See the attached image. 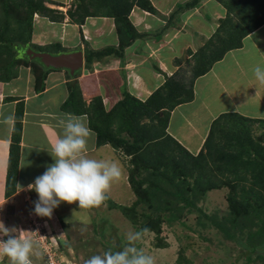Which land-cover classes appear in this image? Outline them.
<instances>
[{"label":"trees","instance_id":"trees-1","mask_svg":"<svg viewBox=\"0 0 264 264\" xmlns=\"http://www.w3.org/2000/svg\"><path fill=\"white\" fill-rule=\"evenodd\" d=\"M75 1V8L66 11L73 23L80 25L89 16L110 17L118 38L116 47L97 51L85 48L87 68L94 58L101 59L110 54L121 58L124 49L141 36L129 19L134 5L149 12L156 11L150 0ZM200 1L190 0L178 5L175 14L182 9L196 7ZM215 1L221 5L223 16L217 19L218 25L212 36L191 55L194 62L188 84L175 78V73L164 74V82L146 99L140 100L125 92L122 99L106 110L100 96L92 98L88 104L84 101L76 75L67 82L68 96L62 104L63 109L75 116H86L87 126L95 133L97 146L110 144L129 156L127 180L136 199L129 207L112 202L109 206L119 208L133 224L140 223V228L152 230L156 235L161 232V220L150 218L147 214L139 215L135 210L137 205H152L153 197L160 204L159 196L164 194L174 201L173 205L166 203L164 207L170 211L169 219L173 220L184 211L194 209L201 212L198 201L204 193L228 184L231 188L227 196L229 216L225 220L231 224H257L256 232L264 237V131L256 137L251 132L254 122L264 128V118H252L237 112L219 114L212 120L196 154L188 151L166 131L171 110L193 98L194 79L208 72L227 51L242 47L243 38L264 24V0ZM44 2L0 0V57L6 60L3 65L6 72L0 80L8 81L14 76L17 65L26 63L27 57L22 56L26 47L47 51L44 47L31 44L33 15L38 13L50 21L60 22L64 13L46 6ZM51 46L55 53L64 50L59 42ZM40 65L42 68L38 67L36 74V92L43 91L47 73L53 69L42 63ZM13 100L16 104L6 166L5 197L16 191L24 112L23 100ZM143 119L148 121L143 122ZM159 178H166L173 189H167ZM216 226L228 233L221 224L216 223Z\"/></svg>","mask_w":264,"mask_h":264},{"label":"crops","instance_id":"crops-1","mask_svg":"<svg viewBox=\"0 0 264 264\" xmlns=\"http://www.w3.org/2000/svg\"><path fill=\"white\" fill-rule=\"evenodd\" d=\"M187 1L190 0H150L156 10L152 13L134 5L129 13V19L141 36L124 49L121 58L113 54L106 55L101 59L94 58L90 67L87 68L84 60L85 47H82V40L87 42L88 46L86 47L91 51L118 45L112 18L89 16L83 24L71 23L65 12L69 8H75L77 4L75 0H45L44 4L46 6L56 10L61 9L60 11L65 13L67 19L63 24V22L50 21L47 17L35 13L33 15L34 30L31 36V44L38 47L45 45L48 41L44 36V33H46L43 29L45 25L51 23L61 24L60 31H57L53 26L46 27L49 31H53L51 32L50 44L59 41H61L59 42L61 45L63 43H73V45H70L72 47L80 44L78 49H82L83 65L79 70L80 74L75 79L80 87L82 97L88 104L92 98L100 96L105 109L109 110L118 100L123 98L125 92L140 100L146 99L164 82V74L170 75L175 72L173 66L166 67L158 60L157 55L161 53L158 50L161 48L153 50L151 48H156L159 41H162L170 33L168 31L178 30L177 26L182 25L180 21L186 14L194 15L197 20L194 25H191L192 22L187 24L192 27V31L188 30L183 35L186 43L185 46L178 47L179 52L190 53V51H196V49L192 50L189 47V42L192 41L195 44H199L197 42L205 43L215 32L218 25L216 19L223 16L221 5L219 6L221 11H218L216 6H209L212 0H201L196 7L182 9L176 15L177 6L183 5ZM58 4H62V6ZM207 9L209 10L208 13L210 12V15H207L208 17L206 13H201ZM217 11L219 13H216ZM157 19L158 22H156ZM199 20L209 24L200 25ZM38 21L39 23H37ZM150 24L153 25L152 29ZM146 33L152 34V39H148L152 44L151 47L146 44L147 42L145 43ZM255 35L260 36V38L254 41L253 46L260 48L262 44L264 45V24L243 38L242 47L227 51L220 60L213 63L208 72L194 79L192 85L193 98L190 101L176 105L171 110L166 131L191 153L196 154L200 150L212 120L219 114L225 112L238 113L242 108L253 106L255 98L259 100V105L264 108V85H260L256 81L252 71L254 66L252 61L249 59H235L231 66H227L222 70H215V65L221 63L226 55L234 50H243L244 41ZM71 50L64 49L62 52H70ZM178 51L176 54H178ZM163 52H165V56H162V58H171L173 55L170 54L173 51L168 48ZM147 58L153 59L150 61L151 64L147 61ZM261 58V62H264V57ZM242 64L250 65V68H241ZM120 71L123 72V78L118 75ZM109 72H113V76L105 74ZM74 75H77V72L71 74L65 68L49 70L44 81L45 87L41 92L35 91V79L31 72L17 75L15 79L9 81L0 80V211L5 212L7 215H17L19 204L23 203L21 202L23 198L20 197L22 191H29L33 195L34 201L38 199V194L35 190H30L28 185L34 183L35 178L42 175L46 168L54 163L51 161L53 158L44 148L50 149L51 144L62 134L58 121L65 118V114H71L70 111L63 109L62 104L68 96L67 82L72 80ZM122 87H125V89L120 91ZM254 95L255 97H253ZM15 98L24 102L20 157L16 191L11 196L5 197V175L16 104L13 99ZM245 110L247 111V109ZM242 115L248 116L246 114ZM81 116L85 118L87 125L86 116ZM250 116L259 118L251 114ZM8 117H11V120L6 122ZM103 145H107L106 149L109 151V155L102 152L103 149H100L102 145H96L95 133L92 131L85 155L88 156L89 153H93V158L98 160H102L103 156L113 158L110 156V149H112L111 152H114L115 149L108 146V144ZM39 152H41V158H39ZM22 173L27 174L26 178H23ZM28 208L27 215L33 212L34 203L30 204Z\"/></svg>","mask_w":264,"mask_h":264},{"label":"rangeland","instance_id":"rangeland-1","mask_svg":"<svg viewBox=\"0 0 264 264\" xmlns=\"http://www.w3.org/2000/svg\"><path fill=\"white\" fill-rule=\"evenodd\" d=\"M210 5L216 6V10L221 11V8H219L220 5L217 4L215 0H212L209 6ZM60 10L61 9L58 11ZM199 11L201 12V10ZM208 11L207 9L201 13H206V16H209L210 12L208 13ZM218 11L216 13H219ZM65 13L64 18L60 21L63 22V24L67 19ZM35 18L37 17L35 16ZM68 20L73 23L69 17ZM196 20L194 15L191 16V14H186L182 21H180L182 25L177 26L178 30L168 31L170 33L164 37L162 41H159L157 44L158 46H156V48H151L152 50L161 48L158 50V52H161L157 55L159 58L158 60L166 67L173 66L176 75L175 78L182 80L185 84H188L191 78V66L194 62L191 55L195 51H191L190 53H185L184 51L179 52L178 47L185 46L186 39L183 35L187 33L188 30L190 32L192 31V27L187 24L192 22L191 25H194ZM156 22H158V19ZM37 23H39V21ZM199 24L207 25L209 23H203L199 20ZM48 26H53L57 31H60L61 24L51 23L45 25L43 28L44 32H46L44 33L45 39H48V41L45 45L40 47H44V49L50 51V53H55L53 51L54 47L51 46L52 44L50 45V39H52L51 32L53 31L46 29ZM150 26H152V29L153 25L150 24ZM151 36L152 34L146 33L144 37L145 43L147 42L146 44H149L150 47L152 44L148 39H152ZM259 38L260 36L257 35L252 38H247L244 41L243 50H234L232 53L226 55L221 63L215 65V70L218 71L225 69L227 66H231L235 59H249L254 66L258 64L264 66V62H261V57H264V45L262 44L260 48L258 46H253L254 41L259 40ZM197 43L199 44L190 41L189 47H191L192 50H197L204 44V42ZM70 45H73V43L62 44L65 50L72 49L74 51L78 50L80 47V44L73 47ZM86 46H88L87 42L82 40V47L87 48ZM167 48L173 51V53H170L173 55L171 58H162V56H165V52L163 51ZM177 51L178 54H176ZM22 56H26L28 60L26 63L17 65L14 76L9 80L15 79L17 75L31 72V75L35 79L34 82H36V74L39 71L37 69L38 67L42 68L40 65L41 63H38L40 61L38 59H30L25 53ZM147 59L151 64L150 61L153 59ZM5 62V58L0 57V76L4 75L6 72V68L3 66ZM98 66L100 67L101 65ZM241 68L248 69L250 65L242 64ZM105 74L113 76V72ZM118 75L120 78H123L122 71L118 72ZM77 76L78 75L75 77ZM148 81L150 80L148 79ZM124 89L125 87H122L120 91ZM253 97H255V95ZM245 109H247V111ZM263 111L264 108L259 105V100L255 98V104L253 106L242 108L238 113L246 114L249 117H251V114L255 117L264 118ZM142 121L147 122L148 120L143 119ZM263 131L264 128H262L259 123H253L251 131L253 136H259ZM106 146L107 145H102L100 149H103L102 152H106L107 155H109ZM108 146L111 145L108 144ZM111 151L112 149H110V156L114 159L103 156L102 160L116 161L121 168L122 175L118 181L112 183L108 192V199L101 206L91 209H81L78 207V202L72 204L62 202L53 210L51 218L37 216L41 224L43 226L45 225L47 239H49L53 245L54 252L60 264H84L91 256L101 254L109 249L119 251L127 244L128 233H134L142 229L139 226L140 223L133 224L119 208L112 209L109 206V203L112 202L119 206L129 207L136 199L127 180V169L130 165L128 162L129 156L124 155V153L118 149H115L114 152ZM39 154V158H41V152H39ZM88 156L93 158V153H89ZM51 161L54 162V160ZM22 175L23 178L27 176L25 173H22ZM177 180L178 178L175 179V181ZM159 181L163 185L166 184L165 186L167 189H173L171 185L167 184L166 178H159ZM230 190V185L222 184L219 188L206 191L203 197L198 201L201 212L191 209L192 211H184L181 216L173 220L169 219L170 211L166 210L164 207L166 203L174 204V201L164 194H160L159 196L161 197L160 204L155 200V197H153L154 201L151 202L152 205L147 203L137 205L135 210L139 215L147 214L150 218L158 217L161 220V232L156 235L152 230H148L143 234L142 238L135 243V247L138 250H142L145 254L152 256L154 264H264V237L256 232L258 225H251L249 223L231 224V222L225 220V218L229 216L227 196L230 194ZM20 197L25 200H22L21 202L23 203L19 204L17 215L10 216L0 211V221L3 222L5 227H15L18 230H22L23 235L30 237L34 242V251L31 256L32 264H45L42 250L36 241L38 240V236L30 232V227L32 225L30 215L34 212L27 215L28 207L30 204H33L34 197L29 191H22ZM216 223L227 228L228 233L219 230ZM0 238L7 240L8 237L3 236ZM161 244H164L165 247H159ZM0 264H9V261L6 257H0Z\"/></svg>","mask_w":264,"mask_h":264},{"label":"clouds","instance_id":"clouds-1","mask_svg":"<svg viewBox=\"0 0 264 264\" xmlns=\"http://www.w3.org/2000/svg\"><path fill=\"white\" fill-rule=\"evenodd\" d=\"M252 71L256 81L264 85V66L258 64ZM10 120L11 117H8L6 122ZM58 126L62 134L51 144L50 149L44 148L54 163L36 177L34 183L28 185L30 190L38 194V199L33 202V212L39 217L51 218L53 210L62 202H78L81 209L101 206L108 199L112 183L122 175L116 162L85 155L92 130L86 125L84 117L65 114V118L58 121ZM147 231L144 228L128 233L127 244L121 250L109 249L93 255L84 264H154L152 256L135 247V243ZM3 236L8 238H0V257H6L9 264H32L34 242L30 237L15 227H5L0 221V237Z\"/></svg>","mask_w":264,"mask_h":264},{"label":"water","instance_id":"water-1","mask_svg":"<svg viewBox=\"0 0 264 264\" xmlns=\"http://www.w3.org/2000/svg\"><path fill=\"white\" fill-rule=\"evenodd\" d=\"M24 53L30 59H38L45 67L65 68L71 74L80 70L83 65L81 49L70 52L50 53L48 51H37L31 47H26Z\"/></svg>","mask_w":264,"mask_h":264},{"label":"built area","instance_id":"built-area-1","mask_svg":"<svg viewBox=\"0 0 264 264\" xmlns=\"http://www.w3.org/2000/svg\"><path fill=\"white\" fill-rule=\"evenodd\" d=\"M30 220L32 221V225L30 227V232H32L33 235L38 236L37 244L39 245L40 249L42 250V256L44 258L45 264H60L54 249L53 245L47 239L46 231H45V225L43 226L41 222L38 220L37 215L34 213H31Z\"/></svg>","mask_w":264,"mask_h":264}]
</instances>
